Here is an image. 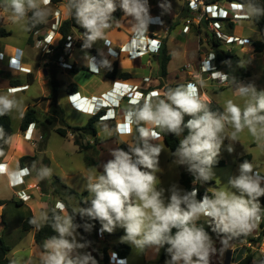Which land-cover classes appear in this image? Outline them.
Returning a JSON list of instances; mask_svg holds the SVG:
<instances>
[{
  "label": "clouds",
  "instance_id": "1",
  "mask_svg": "<svg viewBox=\"0 0 264 264\" xmlns=\"http://www.w3.org/2000/svg\"><path fill=\"white\" fill-rule=\"evenodd\" d=\"M51 0H5L6 10L11 11L14 23L23 20L29 12L33 26L45 23L50 14ZM167 10L170 3L160 5ZM67 8L75 22L82 28L84 50L100 40H105L107 30L117 22L114 13L122 10L131 18V26L137 33L148 30L153 17L149 0H68ZM248 16L264 14V9L251 3L239 4ZM92 71L97 70L94 58L86 55ZM101 64L108 65L105 59ZM223 81L227 74L216 73ZM13 90L0 94V116L16 110L23 115L21 103L12 95ZM142 104L128 113L126 133L131 124L139 127V137L128 145L127 150L117 147L111 150V159L102 165L99 175L87 178L86 191L90 195L76 212L81 218L98 221L101 231L109 234L123 229L121 242L128 243L137 251L153 248L157 252L164 248L168 259L165 264H212L213 257L222 255L229 247V241L240 235L250 234L262 219L264 207V175L254 170L253 164L244 160L238 167V174L229 177V189L214 190L197 199L198 189L184 190L173 184L168 189L158 186L159 157L163 148L152 140L159 139L160 132L181 136L172 156L179 166L197 180L207 183L214 176L213 165L217 163L225 140L229 153L234 151L232 142L245 128L257 140L264 139V90L258 91L254 84H236L235 94L245 99L241 108L232 100L224 105V111H212L197 94L196 87L169 88L160 98L153 92ZM155 98V99H153ZM188 119L185 121V117ZM231 126L232 131L226 129ZM4 131L0 128V137ZM39 178L51 175V169L41 167ZM161 183V182H160ZM159 183V185H160ZM167 193V194H166ZM56 209L63 213L65 205L57 202ZM75 216L53 214L51 227L56 235L43 242L39 264H97L87 251L90 244L78 239L81 225ZM201 217L208 218L211 234L197 223ZM47 214L33 217L29 223L41 227V221L48 222ZM93 225L85 223L83 228L90 231ZM215 234L216 239L213 238ZM217 240L220 247L218 248ZM10 264H18L13 260Z\"/></svg>",
  "mask_w": 264,
  "mask_h": 264
},
{
  "label": "rangeland",
  "instance_id": "2",
  "mask_svg": "<svg viewBox=\"0 0 264 264\" xmlns=\"http://www.w3.org/2000/svg\"><path fill=\"white\" fill-rule=\"evenodd\" d=\"M3 2L5 1L0 0V27H2L3 22H5V24H7L4 26L6 28L5 30L11 31V36L8 39H4V40L0 39V49L2 48L5 42H10L11 45H14L12 47H15V48L16 47L19 48V46L24 47V48L26 47L27 48L26 56H28L30 61L33 63L37 62L39 56L41 55L40 54L41 52L45 53L48 47L51 50L50 54L46 53V58L49 60V63L45 65L40 64L37 67V74L39 73L41 75V82L45 87V93L42 94L43 87L40 86L38 83H35L32 85L30 90L24 93H22L21 91H20L21 93H19L18 91L17 92L18 94L14 95V98L17 99L21 103L22 110L26 106H30V105L33 106L34 103L38 105V110H39L38 116L41 119V121H43L45 117L48 115V112L50 109V101L47 100V98L51 95V91H52L51 84H52V81L55 80L59 85L57 100H58L59 106L63 108L64 110L66 124L72 127H82L81 125L85 126L87 122L89 121V118L87 116L79 115L67 107L66 102H65L67 93L64 87V84L66 83L60 79V76L57 75L59 73L58 71L60 70L62 71L67 70L71 73L72 68L77 67L74 61H78L79 63H82L84 61V57L87 55V50H84L82 48V44H83V41L81 40L82 34L76 30L73 31L71 36L74 38L75 43L69 49H66L64 45V53L68 54V56L64 55L65 59H69L71 57V54L73 53V59L71 60L72 63H69L68 60H66L67 63L70 65V68L64 69V68L59 67L58 66L59 58L55 59L54 57L56 48H58L59 41L62 39V36L59 33L60 27L65 20L70 18V13L67 16L69 12L67 8L68 0H63L61 3L55 6L48 7V9L50 10V14L47 18V21L43 23L44 27L32 33L34 37L48 34L52 28V25H54L55 22L57 21L58 31L56 32V35L52 41V44L50 46H46L47 48L43 46L41 50L32 48L30 46L28 47L29 16L31 12H29L27 16L20 22L14 23L11 19V15H12L11 11L6 10L5 3ZM63 5L66 6V10L64 11V13L61 10V7ZM3 10L5 12V15L7 16L2 15ZM56 10H59L60 13L59 15L55 16ZM117 10L120 11V15H121L122 10L120 9H117ZM166 12L169 14L170 17L177 15V12L175 11V9L170 8V9H167ZM56 18H58V20ZM177 22L178 21H176V23ZM235 26L237 27L238 31L242 30L241 32L243 33L244 38L246 40H249L255 43L261 42L264 44V28L258 27L254 23L253 20L237 22ZM177 27H178V30L182 29L181 24H178ZM194 30L197 31L196 29ZM108 32H106V34ZM201 36L205 37V31L202 32ZM171 37L175 38L176 42L179 41L184 49H187L190 51V54H189L190 57L191 56H193L194 58L198 57L197 52H196L197 39L194 35L188 36L187 39L186 38L179 39L175 37V33L172 32ZM122 38H123V34L116 37V39H120V40ZM104 41L105 40L97 41L95 43L97 48L103 47ZM5 49H6V45H5ZM233 49H234L233 53L240 58V63L251 71V77L246 81L245 84L251 83L255 85L258 91L264 90V64L262 66V57H261L262 55L256 54L257 56L256 59L254 61H250V58H249L250 55H246L240 52L241 51L240 47L235 46ZM9 50H10L9 52H16L13 48H9ZM202 51L205 52L204 49H202ZM224 52H228V49L224 48ZM182 58H183L182 54L178 55V53L174 52L173 61L169 67V70L170 71L174 70L175 67L179 64V61H180L179 59H182ZM120 64H124L123 61H121ZM17 79L15 78V80ZM230 81L231 82L228 84V86H225V87L218 85L216 83L218 87L223 88L222 91L221 89L218 91L217 96H216V101L220 103L223 109H224L225 103L228 100H232L234 103L238 104L241 108H243L246 98H241L235 94L236 84H234L232 80ZM97 82L98 81L96 80L92 81L89 84L88 89L91 91L96 90V86L98 85ZM68 86L69 85H67V87ZM1 94H5V93L1 92ZM20 116H21L20 113L17 112L16 110H13L11 112L12 129L15 132L19 130L18 131L19 134L20 132H22L19 128L20 123H21ZM60 127L62 128L63 125L58 124L56 128H60ZM56 128L49 127L45 129L44 139L43 141H41V139H39L40 130L38 131L39 129V126H38L37 127V138H36V141H34L35 147L34 146L30 147V144L29 145L26 144L25 146L26 150L22 152L21 154L19 153V157H20V161L23 156H30V157L35 156L37 159L38 154L41 151L46 150L45 156L44 155H41V156L39 155V156L41 159L45 158L43 160L44 165L41 167L46 166L51 169V175H50L51 180L46 183L44 182V184L42 183L43 185L40 184L41 185L40 187L43 189L44 192L50 195V201L52 204H54L57 200H66L69 203V205L77 212L80 207L90 206L89 204L84 203L87 199H90V195L86 191L87 178L89 176L100 174L99 171L103 170L102 165L112 158L110 155V152L112 149H114V146L113 144H111L108 148H106V151L108 152L105 157L106 160H103V159L99 160V155H98V157L96 158V164L89 165L85 159V153L75 151V147L73 144L74 141L70 142L67 139V137L72 134H69L66 138H64L56 133L55 131ZM98 129L101 130L103 133L100 135L101 137H107V135L110 133L109 132L106 134L105 132H103V130H106V129L100 124L98 125ZM52 130H54L55 132ZM226 131L228 132L232 131L231 126H228ZM46 142L47 144H46V149H45ZM118 142H119L118 147L120 144L124 143V142H121V138L118 139ZM126 143H129V142H126ZM232 143L234 146V151L232 153H229L226 149V145L228 144V141L225 140L224 142L225 146L222 147L221 154L218 157L219 159L225 162V166L213 167L214 176H212L211 180L207 183H203L200 181L199 186L201 188H206L211 192H213L214 190H218V189H229V185L227 184L229 177L238 174V167L243 162L241 160L243 158H246L248 155L251 157L248 161H250L253 164L254 170L259 171L262 175H264V139L257 140L255 137H253L250 134L248 129L245 128L241 133L238 134L237 141L232 142ZM158 144L161 145V147L163 148L161 155L159 157V168L161 169V171L157 173L158 178H159L157 182L158 186L168 189L171 185L175 184L178 187L184 189V187L180 183L181 176L183 173L187 175L190 173L186 170L185 166H179L174 162L175 158L172 156L171 154L172 152L166 147L165 140L159 142ZM96 148L101 152L100 145H98ZM67 175H70L72 179L65 180V177ZM3 178H4L3 176H0V182L3 180ZM55 178H58L59 180H61V183L60 184L56 183V186L54 183ZM62 184L74 190L76 194L67 193L66 189H63ZM0 187H1L0 188L1 197L10 193L6 187H3V186H0ZM54 188H56L60 194H56ZM22 189H24V187L16 188L14 191H20ZM36 191L37 190L32 189L33 194L37 193ZM84 193L87 194L86 197L82 195ZM260 201H261L262 207H264V204L262 202V197L260 198ZM31 203L32 202L30 201V202H27L25 205H30ZM25 213H26L25 207H16L13 204L7 207L3 213V219L5 222L4 225H6V228L4 225H2L3 221L1 222L0 220V233H2L3 228L6 229L3 233L4 240L9 245H12L14 249L18 250L16 252L12 251L9 254L8 256L9 260L10 262L13 260H16L18 261V264H24L23 261L29 255V249L27 248L28 244L25 242L24 245L22 246L21 244H19V242H15V239H14L16 236L18 237L22 231L21 221ZM62 215H69L68 211L65 209ZM204 219H207V218L201 217L200 220H204ZM261 224L263 225V228H264V212H262V219L259 222L258 226L250 233L252 236H255V234L253 233H256L257 231H258V235L260 234ZM100 228H101V225H100ZM88 232L94 239V245L89 247L87 251L91 252V254L95 257V259L97 260V264L101 262L102 260L101 254L103 253L104 250H107L109 252L114 251V247L120 243H123L130 247V253H129L126 264H165V262L163 263L160 262V259L163 253V248L160 249L159 252H157L153 248H148L140 252L134 249L128 243L121 242V237L124 235L123 229L118 228L111 234L101 231L102 235L104 236V241L99 239L98 231L94 227H92V229ZM78 239H81L80 234L78 235ZM233 244L230 245L232 246L231 254L228 249L225 251L224 260L226 262H223V264H227V261H230V264H235L233 263V261L235 259L236 252L239 250L238 248L239 245L238 244L233 245ZM249 248L250 249L246 251V246H245L244 248H242V252H245L244 254H247V252H250L254 255V260H253L254 263L252 262V264H262V258L264 256V237L262 239L261 246H251L250 245ZM215 261L216 260H212V264H216ZM33 264H39V261L35 259Z\"/></svg>",
  "mask_w": 264,
  "mask_h": 264
},
{
  "label": "crops",
  "instance_id": "3",
  "mask_svg": "<svg viewBox=\"0 0 264 264\" xmlns=\"http://www.w3.org/2000/svg\"><path fill=\"white\" fill-rule=\"evenodd\" d=\"M180 1H181V3H180ZM167 2H168V0H149L150 14L153 16H156V17H160L161 20L163 21V23L158 24L156 26H150L149 25L148 30L146 32H143L142 34L139 33L138 37H135V34L132 35L134 30L131 26V21H130L131 18L125 17L123 12H122L120 17L116 18L117 22L113 23L112 27H110L107 30V32L108 31L109 32L106 34V38L111 40V42H112L111 47H112L113 51L120 52V50L123 49V51H127V52L131 53L130 54L131 61L126 60L124 64L118 65L119 72H121V73L127 72L131 76V78L128 79L129 84L142 85L139 89L133 88V87H131L129 89L126 88L127 90L124 93H126V92L131 93V92H136V91L143 92L145 94L144 96L146 99V98H148L146 96L150 92L158 91L160 93V98H163L164 92L167 91L169 88H176L178 86H185V85H188L189 83H193V82L197 83V79L194 78L193 76H199L198 79L201 78L202 81L204 82L203 91L200 93L201 99L203 101H205L207 104L208 103H214V104H217L221 107L220 103L218 101H216V96H217L218 91L220 89L222 91L223 88L218 87V85L215 82H212L210 79H208L207 74H201V72H200L199 51H198L199 46H200V40H199L200 37L198 35L199 32L197 33V31L193 30L189 34H184L182 32V30H178L177 26H178V24H182L181 19L184 16L185 11H186L184 1L183 0H171V9H175V11L177 12V15L173 16V17L172 16L170 17L169 14L166 12V10L160 7L161 4H164ZM3 3H5V2H3ZM56 7H58V6H56ZM61 10L64 13V11L66 10V6L63 5L61 7ZM2 15H5L4 10L2 12ZM68 15H69V12H68L67 16ZM5 16H7V15H5ZM177 16H180L181 19L178 20V22L176 23L177 19H173V18L177 17ZM5 25H7V24H5V22H3L2 27L4 29H6L4 27ZM169 25H172L173 28H172V31L170 33H167L166 27H168ZM113 28L116 30H114ZM46 30H47V28H46ZM241 31L242 30L238 31V29L236 27L234 33H235V35L244 38V35ZM8 32H11V31L8 30ZM172 32H174L175 37H177L179 39H181V38L187 39L188 36L194 35L197 39L196 52H197L198 57L197 58H194L193 56L190 57L189 56L190 51L187 49H184L179 41L176 42L175 38L171 37ZM121 34H123V38L121 40L116 39V37L120 36ZM46 35L47 34H44L42 36H36V37H34L32 35V43L28 42V47L30 46L32 48L41 50V48L44 46L43 39L46 37ZM10 36L5 37V38H1V39L2 40L8 39ZM29 36H30V33H29ZM150 38H153V39L160 41V43L162 44V47L165 46L167 51H168V54L171 56V61L167 67V74L165 76H162L160 73V65H159L160 53L159 54H147V55H145V54L136 55V53H134L139 46H145V44L147 43V40ZM201 39L204 42L206 41L205 37H202ZM5 45L9 46L11 48H15V47H12L14 45H11L10 42H5L2 46V48L0 49V72H1L0 94H1V92L5 93V94L8 93V90L12 87H27L26 88L27 90L24 89L23 91H21L22 93H24V92L30 90L32 85L35 83H38L40 86H42L43 87L42 94L45 93V87L41 82V75L39 73H38L39 75L37 74V67L40 64L45 65V64L49 63V60L46 58V54L41 52L40 53L41 55L39 56L37 62L33 63L30 61L28 56H26V50H27L26 47L25 48L21 47V46H19V48L16 47L15 49H19L21 52L20 55L23 56V60L21 63V67H23V70H17L15 68H12L11 66H9V63H10L9 59L6 56H4V52L6 50ZM92 48L94 49L95 54H92L89 51H87L88 56H91L92 58L102 57L104 60L106 59L109 62L108 65H103L102 67H100L99 74H94V73L89 72L88 62L90 61L91 58L89 57L88 61H86V59H85L86 56H85L84 61L82 63H79L78 61H74V63H76L75 65L78 68H81V69L85 68V70H81L77 74H72L67 70H64V71L60 70V71H58L59 73L57 75L60 76V79L66 83V84H64L66 93H67V89H66L67 85L76 84L78 87L77 93H75L73 95L67 93L66 100H65L67 107L70 110L74 111L75 113L82 115V116H87L90 119L93 116L92 110L94 107V103H93L92 99L93 98L101 99L103 95L107 96V98L109 99V100L108 99L107 100L112 104V105L108 104L111 106V109H109V111L107 113V119L100 120L97 123V131H98L97 139L99 140L98 145H100V147H101V149H100L101 152L99 154V160H102V159L106 160L105 157H106V154L108 153L106 151V148H108L111 144H113L114 148H117L118 144H119V142H118L119 138H121V142H129L128 144L134 143L136 138H137L136 137V130H138L139 127H146L147 125L141 124L138 126L135 124V126H133V134H131L129 136L128 135L118 136V134L116 132L115 122L111 121V119L113 118V116L118 118L120 115L127 114L131 109H133L136 106L131 104V102L128 100V98H125L124 96H122L123 94H121V93L119 95L111 94V90L114 86L113 80H115V79L109 78L108 73L116 64V60L114 58L108 59V58H105L103 56V55L107 54V52H106L107 48L105 46L97 48V46L94 44L92 46ZM224 48H225L224 46L221 47L222 50H224ZM202 49L205 50V53L208 56H210V55L215 56V54H216V52L214 51V49H212V46L210 45L209 42L204 43ZM140 50H143V47H141ZM174 52L178 53V55L182 54L183 58L179 59L180 60L179 64L175 67L174 70L170 71L169 67L172 64ZM9 53L15 54V52H9ZM257 54L263 55L264 51L258 52ZM246 55H248V54H246ZM256 57H257L256 55H254L253 57L250 56L249 57L250 61H254L256 59ZM210 58H212V57H210ZM72 59H73V53L71 54V57L67 60L69 63H72L71 62ZM263 64L264 63L262 60V66H263ZM186 66H189V67L186 68ZM217 70H220L222 72H224V71L227 72V69L224 66L220 67ZM250 73H251V71H250ZM119 74L120 73H118V75ZM15 78L16 79L18 78V79L15 80ZM249 78L244 80L243 83H246V81ZM145 79H147V81H145ZM95 80L98 81L97 82L98 85L96 86V90L91 91L88 89V86L92 81H95ZM14 81H18V83L11 84V82H14ZM21 92H19V93H21ZM16 94H18V93H14L12 95L14 96ZM109 94H111V96H109ZM153 99H155V98H153ZM29 107H34L37 110V112L39 113L38 105H36L34 103L33 106H31V105L26 106L23 109V115L20 116L21 119ZM223 111H224V109H223ZM104 112H106V110ZM10 115H11V113H10ZM11 121H12V119H11ZM40 121H41V119H40ZM65 121H66V119H65ZM34 124H36V123H34ZM99 124L106 129V130H103V132H105L106 134L110 132L108 134L109 137H108V135H107V137H101L100 136L103 133L101 130L98 129ZM38 126H39L38 131L40 130L39 139H41V141H43L45 128L42 129L40 127L39 123H37L36 128ZM81 126H83V125H81ZM19 128H20V126H19ZM18 131L19 130H17V132H15L12 129V136L10 137L9 141L7 142V148L5 149L4 152L0 153V164H4V165L6 164V166H7V174L3 175L0 173V176L4 177L3 180L0 182V186L6 187L10 192L9 194H7L3 197L0 196V200H14L15 202H19L20 204H22V206H17L15 203H12V204L5 206L4 208L0 207V217H1L0 220H1V222L4 221L3 213L7 207H9L13 204L16 207H25L26 213L23 216L22 221H21V228H22L23 222L29 213H32L34 215V217L39 219L38 216H41L42 213L47 214L49 209L51 207L55 206L57 202H62L65 206H66V204L69 205V203L66 200H57L54 204H52L50 201V195L48 193L44 192L43 189L40 187L41 186L40 184H42V183L44 184V182L46 183V182L51 180L50 176H48L44 179H41L37 175V171L40 169L41 166L44 165L43 160L45 159V158L41 159L40 156L41 155L45 156L46 150L41 151L38 154L37 159L34 163H31V162H28L25 164L21 163L19 153L21 154L22 152H24L26 150L25 146H26V144L28 145V143L24 142V134L22 132H20V134H19ZM52 131H54V130H52ZM157 131L159 133H161L162 135L165 134L163 132H160V130L158 128H157ZM67 139L70 142L71 141L73 142L72 135H69L67 137ZM85 142H87V143L89 142L90 144L93 145L95 140L93 138H87L85 140ZM46 144H47V142L45 143V149H46ZM73 144H74V142H73ZM98 145H96V147ZM74 147H75V151L79 152L78 147L75 144H74ZM48 165H49V163H48ZM20 169H27L26 173L27 172L30 173V177L27 179L28 184L26 186L12 187L10 185V182H9L8 174L16 172ZM70 179H72V177H70V175H67L65 177V180H70ZM52 180H53V178H52ZM34 184L38 185V188L35 189V190H37L36 191L37 193L33 194L32 190L28 191L29 193L27 192V194H32V196H31V200H29L27 202L31 201L32 203L30 205H25L27 202L24 203L22 201H19L18 193L22 190H26L27 187L32 186ZM19 187H24V189H22L20 191H14L16 188H19ZM209 192H211V191H209ZM44 223L45 222L41 221V225ZM4 224H5V222H4ZM4 226L6 228V225H4ZM5 228H3V230H2V238L3 239H4L3 233L6 230ZM36 232H37V229H33V230H29V231H23V229H22L19 236L18 237L16 236L14 238L15 242H19V244H21L22 246L24 245L25 242L28 244L27 248L29 249V255L23 261L24 264H33L35 259L39 261V256H40V253L42 251L39 249L38 245L35 242ZM253 234H255V236H257L258 231L256 233H253ZM5 243L7 245H9L6 241H5ZM231 244H233V243H231ZM231 244L229 242L228 250H229L230 254L232 251V248H231L232 246H230ZM233 245H235V244H233ZM238 245H239V247H238L239 250L236 252L235 259L233 261V263H235V264H238L242 259L245 258L246 254H244L245 252H242V248H244L245 246H246V248L250 247V244H247V243L238 244ZM9 246L11 248V251L9 252V254L12 251L13 252L18 251L17 249H14L12 245H9ZM216 246L218 248L220 247L218 240H217ZM9 254H8V256H9ZM224 254H225V252L222 255H218L216 257H213V260H216L215 261L216 264H223V262H226L224 260ZM128 256H127V259H128ZM253 263H254V261H253ZM227 264H230V261H227Z\"/></svg>",
  "mask_w": 264,
  "mask_h": 264
},
{
  "label": "trees",
  "instance_id": "4",
  "mask_svg": "<svg viewBox=\"0 0 264 264\" xmlns=\"http://www.w3.org/2000/svg\"><path fill=\"white\" fill-rule=\"evenodd\" d=\"M63 0H52V3L54 5H57L61 3ZM217 1H224V0H217ZM225 1H231V2H241L243 4H247L249 0H225ZM251 3L255 4L257 7L264 9V0H250ZM188 15L187 11H185V14L183 17H186ZM120 11H116L114 13V17L118 18L120 17ZM254 23L260 27L264 28V14H260L257 16H253ZM233 27V24H231ZM44 27L43 23L35 24L33 26V22L31 19V13L29 16V39L28 42L32 43V33L40 30ZM79 31L81 34L84 31L80 26L75 22L73 16L70 14V18L65 20L59 30V33L62 36V39L59 41L58 48H56L55 52V59H58L61 55L68 56V54L64 53V45L67 43V38L72 35L73 31ZM11 35V32L6 31L3 27H0V39L5 38ZM210 44L212 46V49L216 51V56L214 60L212 61L213 67L219 69L220 67H226L227 73L231 76V80L234 84H238L239 81L242 82L249 78L251 76L250 70L243 66L240 63V58L235 55L234 53H228L224 52V50L221 49L222 43L216 39H210ZM257 52H263L264 51V44L261 42H257L254 44ZM92 54H95L94 49L90 48L87 49ZM171 61V56L168 54V51L165 46L162 47L159 55V65H160V73L162 76H165L167 74V67ZM81 70H85V68H78L74 67L71 70L72 74H77ZM118 73H120L118 75ZM109 78L111 79H120V80H128L131 78V76L127 72H119L118 65L115 64L114 67L109 71L108 73ZM1 77V72H0ZM18 83V81L11 82V84ZM58 83L53 80L51 84V95L47 98V100L50 101V109L48 112V115L45 117L43 121H40L38 112L34 107H29L27 111L25 112L24 116L21 119L20 123V130L26 131L29 127V125L33 123H39L41 128H49L53 127L56 128L58 124L63 125L61 128H56V133L60 136L66 138L69 134H72L74 144L78 147L79 152L85 153V159L89 165L96 164V158L99 155V150L96 148V145L99 144V140L97 139L98 131H97V123L100 121V117L102 114H99L97 116H92L87 124L82 127H72L66 124L65 122V116H64V110L59 106L58 100H57V94H58ZM78 87L76 84H70L67 87V93L68 94H75L77 93ZM208 106L210 110L212 111H220L223 112V109L214 103H208ZM188 119V117H185V121ZM0 128L4 131V136L0 137V153L4 152L7 148V142L9 138L12 136V121H11V115L6 114L4 116H0ZM187 132L183 135H186ZM183 135L181 136H174L171 134H164V140L166 143V146L169 148V150L173 153L179 145V141L183 138ZM136 137H139V129L136 130ZM87 138H93L95 140L94 144H90L89 142H85ZM134 141V140H133ZM128 143L124 142L119 145V147L124 148L127 150ZM251 157L248 155L246 158H243L241 161L249 160ZM36 161V157H30V156H24L21 158V163L25 164L28 162L34 163ZM225 166V162L218 158V161L216 164L213 165V167H223ZM194 177L192 174H185L183 173L180 179L181 185L184 187V190L191 191L193 188L198 189V196L197 199L203 196V194L207 193L208 195H211L212 193L209 192L206 188H201L199 185L200 181L197 180L193 183ZM55 186L56 183L60 184L61 180L58 178H55ZM63 189H66L67 193L70 194H76L74 190L71 188L65 186L62 184ZM56 194H60L59 191L54 188ZM83 196H87L86 193L82 194ZM262 202L264 204V197H262ZM15 203L17 206H22L19 202H15L14 200H0V207L4 208L5 206ZM66 210L68 211L69 215H76V211L68 204L65 206ZM60 213V210H57L55 206L51 207L47 213V216L49 217L48 222H45L41 225V227L37 228L36 226L29 223V221L34 217L32 213H29L26 219L23 222L22 229L23 231H29L33 229H37V232L35 234V242L38 245L39 249L43 251V242L48 239L49 237L56 235V233L53 231L51 227V218L53 214ZM75 222L81 227L78 229V232L80 234V238L83 241L89 242L90 246L94 245V239L90 235L88 231H85L83 228V225L85 223H90L93 225V227L98 231L100 230V225L98 221L90 220L87 217L81 218L79 215H76ZM198 224L203 225L206 230H208L211 234V230L209 229L208 225V218L204 220L197 221ZM2 225H4V221L2 222ZM261 232L258 236H252L251 234L248 235H240L238 237L232 238L229 242L234 244H243L247 243L251 246H261L262 245V239L264 237V228L261 224ZM213 238L216 239L215 234H212ZM249 248H246V251H248ZM11 251V248L9 245H7L2 238V233H0V264H10V260L8 258V254ZM114 251L118 254L120 258H127V256L130 253V247L120 243L114 247ZM166 259H168L165 249L163 248V253L160 259V262H165ZM254 260V255L250 252H247L244 259H242L238 264H252ZM98 264H109V258L107 254V250L103 251V259ZM262 264H264V256L262 258Z\"/></svg>",
  "mask_w": 264,
  "mask_h": 264
},
{
  "label": "built area",
  "instance_id": "5",
  "mask_svg": "<svg viewBox=\"0 0 264 264\" xmlns=\"http://www.w3.org/2000/svg\"><path fill=\"white\" fill-rule=\"evenodd\" d=\"M183 1L185 3V10L187 11L188 15L182 19L180 16L174 17L173 19H177L176 21L181 19V23H182L181 30L184 34H189L194 29H196L197 32H199L200 46H199L198 51H199V62H200L201 74H207L208 79H210L212 82L217 83L218 85H221L223 87L228 86V84L231 82L230 81L231 76L228 73L222 72L220 70H217V68L213 67L212 61L214 60L216 54L215 56H211V55L208 56L204 51H202L203 45L204 43H207V42L210 43V39H216L222 43V46L228 49L229 53H233L234 51L233 48L235 46H238L241 48L240 52L248 54L251 57H253L254 55L258 53L254 45L255 42L246 40L243 37L235 35L234 33L235 28H236L235 25L237 24V22L250 21L253 19V16H248L246 15L245 10H241V9H238L237 7H234V5L243 4L241 2H231V1H225V0L224 1L183 0ZM167 3L171 4V0H168ZM50 6H55L52 3V0H51V3L48 5V7ZM59 13L60 11L56 10L55 16L59 15ZM221 13H223V15ZM151 16L153 17V22L150 23V26H156L158 24L163 23L160 17H156L153 15ZM56 19L58 20V18ZM231 24H233V27L231 26ZM172 28L173 26L169 25L166 28V32L170 33L172 31ZM57 31H58V23L56 21L55 24L52 25L50 32L43 39L45 48H47L46 46H50L52 44V41ZM203 31H205V38H206V41L204 43H203V40L201 39L202 38L201 35ZM134 34H135V37L139 36V33L135 31L133 32L132 35ZM74 43H75L74 38L72 36H69L67 38V43L65 44V48L66 49L71 48ZM111 45H112L111 40L105 37L104 46L107 48V51H106L107 54L103 55L105 58H108V59L114 58L116 60L117 65H121L120 64L121 61H123V63H125L126 60L131 61L130 52L123 51V49L120 50V52L113 51ZM139 47L134 52L136 53V55L159 54L162 49V44L160 43V41L150 38L147 40V43L145 44V46H139ZM141 47H143V50H140ZM9 48L11 47L6 46V50L4 52V56H6L9 59V62H10L9 66L17 70H23V67H21L23 56L20 55L21 53L20 50L13 48L16 51L14 54V53H9L10 51ZM50 52L51 50L48 47L45 54L46 53L50 54ZM66 60L67 59H65L64 55H61L58 59V66L64 69L70 68V65L67 63ZM103 60L104 59L102 57H94V62L96 63L97 70L92 71L90 67L88 66L89 72L94 73V74H99L100 67L104 65V64H101ZM262 60L264 63V54L262 55ZM12 61H15V63H12ZM187 67L189 66H186V68ZM218 72L222 74H227L228 79L226 81H223L220 76L216 75V73ZM193 77L197 79V83L193 82L191 84H193L196 87L197 94L201 98L200 93L203 91L204 82L202 81L201 78L198 79L199 76H193ZM145 81H147V79H145ZM113 82H114V86L111 90V94H114V95H119L120 93L123 94L122 96H124L125 98H128V100L134 106H138L142 104L143 101L145 100V96H144L145 94L143 92L136 91V92H131V93L129 92L124 93L127 89L131 87L139 89L142 85H132L128 83V80H120V79H115L113 80ZM26 88L27 87H12L10 89L13 90L12 94H14V93H17L18 91L19 92L23 91ZM153 92H158V91H152L146 97H150ZM111 94H109V96H111ZM107 99L108 98L105 95H103L101 99H97V98L92 99L94 103L92 115L97 116L99 114H102L99 120L107 119V113L109 109H111L110 105L112 104L108 101L109 99L108 100ZM105 110L106 112H104ZM111 121L115 122L116 132L118 136H121V135L129 136L133 134V126H135V124L130 125L131 127L130 133L121 131V125L128 124L127 114L120 115L118 118L113 116ZM146 127H149V126H146ZM151 130L159 133L157 129H151ZM22 133L24 134V142L28 143V145L30 144V147L32 146L35 147L34 141H36V138H37L36 124L33 123L29 125L28 129L26 131H22ZM163 140H164V135L159 133V139L152 140L151 142L159 143ZM0 166H3V170H0V173L3 175H6L7 174L6 164L5 165L0 164ZM26 171L27 169H20L16 172L8 174L10 185L12 187L26 186L28 184L27 179L30 177V173L28 172L26 173ZM36 188H38V185L34 184L32 186L27 187L26 190L20 191L18 193L19 201H22L25 203L31 200V194H27V192L32 189H36ZM98 237L100 240L104 241V236L102 235L100 230H98ZM107 254L109 258V264H126L127 263V258H120L115 251H111V252L107 251ZM101 259H103V253L101 254Z\"/></svg>",
  "mask_w": 264,
  "mask_h": 264
},
{
  "label": "snow or ice",
  "instance_id": "6",
  "mask_svg": "<svg viewBox=\"0 0 264 264\" xmlns=\"http://www.w3.org/2000/svg\"><path fill=\"white\" fill-rule=\"evenodd\" d=\"M238 5H234V7H237ZM223 15V13H221ZM50 39V38H49ZM155 43V42H153ZM12 63H15V61H12ZM154 94V93H152ZM127 130V124L121 125V131H126ZM0 170H3V166H0Z\"/></svg>",
  "mask_w": 264,
  "mask_h": 264
},
{
  "label": "water",
  "instance_id": "7",
  "mask_svg": "<svg viewBox=\"0 0 264 264\" xmlns=\"http://www.w3.org/2000/svg\"><path fill=\"white\" fill-rule=\"evenodd\" d=\"M166 144V143H165Z\"/></svg>",
  "mask_w": 264,
  "mask_h": 264
}]
</instances>
